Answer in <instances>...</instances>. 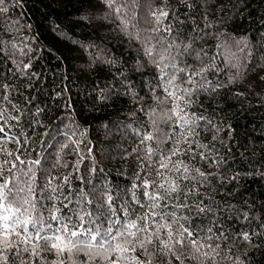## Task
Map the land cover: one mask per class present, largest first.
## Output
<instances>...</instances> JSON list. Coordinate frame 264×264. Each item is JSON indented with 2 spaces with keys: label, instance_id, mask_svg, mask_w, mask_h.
I'll return each instance as SVG.
<instances>
[{
  "label": "trees",
  "instance_id": "trees-1",
  "mask_svg": "<svg viewBox=\"0 0 264 264\" xmlns=\"http://www.w3.org/2000/svg\"><path fill=\"white\" fill-rule=\"evenodd\" d=\"M139 4L137 27L142 37H152L151 45L158 50L162 44L181 50L191 45V55L185 56L189 63H199V54L204 65H214L207 79L217 87L199 95L191 111L204 118L198 121L195 140L208 145L220 163H193L218 173L201 191L218 207L214 230L228 237L220 240V251L232 259L221 264H233L236 258L243 264H264V0ZM0 7L8 8L0 12V86H6L0 87V95L8 96L20 112L7 102L0 106L13 115L23 113L19 122H9L15 125L10 134L21 141V159H40V167L59 178L56 183L63 184L68 176L65 195L93 185L123 194L138 164L135 154L128 155L139 143L134 129L157 107L149 92L157 70L143 46L122 32L113 16L106 18L109 9L103 0H4ZM159 8L168 12L159 27L170 25L171 33L152 31L157 25L151 12ZM72 141L80 142L79 148ZM64 144L68 147L61 151ZM192 148L202 150L195 143ZM40 175L37 170L38 184ZM195 222L208 225L207 219ZM245 231L249 242L239 235Z\"/></svg>",
  "mask_w": 264,
  "mask_h": 264
},
{
  "label": "snow or ice",
  "instance_id": "snow-or-ice-1",
  "mask_svg": "<svg viewBox=\"0 0 264 264\" xmlns=\"http://www.w3.org/2000/svg\"><path fill=\"white\" fill-rule=\"evenodd\" d=\"M103 2L109 9L106 18L113 16L122 32L141 43L157 70L154 86L149 85L157 107L149 109L148 120L134 129L139 143L128 153L138 161L131 187L113 195L108 186L93 185L65 195L68 176L63 184L56 183L59 178L40 167V159H21V141L10 134L15 125L9 122H19L23 113L13 115L0 106V264H221L232 259L221 256L220 240L228 237L214 230L218 207L213 208L214 200L201 191L218 173H207L193 163H220L211 157L208 145L195 140L198 121L204 118L191 111L199 95L217 87L207 79L214 65H204L199 54V63H189L185 56L191 55V45L182 50L171 43L159 50L151 45L152 37H142L137 27L139 0ZM7 11L0 7V12ZM151 16L157 25L154 33H171L170 25L159 27L168 17L164 8ZM4 102L20 112L8 96L0 95V104ZM49 135L55 139V133ZM9 143L17 146L15 150ZM72 143L79 148L80 142ZM194 143L202 150H194ZM67 147L64 144L61 151ZM197 218L207 219L208 225L196 223ZM239 235L245 242L251 240L246 231ZM233 264L243 261L236 258Z\"/></svg>",
  "mask_w": 264,
  "mask_h": 264
},
{
  "label": "bare ground",
  "instance_id": "bare-ground-1",
  "mask_svg": "<svg viewBox=\"0 0 264 264\" xmlns=\"http://www.w3.org/2000/svg\"><path fill=\"white\" fill-rule=\"evenodd\" d=\"M23 13V12H22ZM111 18V17H110ZM115 18H113V20H114ZM116 20V19H115ZM116 22H117V20H116ZM144 25V24H143ZM217 25V24H216ZM212 26V25H211ZM214 26H215V24H214ZM26 27V26H25ZM212 28V27H211ZM216 29V28H215ZM218 29V28H217ZM209 32V31H208ZM214 34V32H211V34ZM78 46V45H77ZM196 46V45H195ZM104 47V46H103ZM78 51V50H77ZM62 53V52H61ZM63 55V54H62ZM70 57H71V55H70ZM145 59V58H144ZM73 60V59H72ZM30 64V63H29ZM69 64H71V63H69ZM149 64V63H148ZM67 67V66H66ZM262 72V71H261ZM39 84V83H38ZM28 87V86H27ZM3 91V90H2ZM30 95V94H29ZM144 97V96H143ZM246 99V98H245ZM22 106V105H21ZM24 109V108H23ZM198 112V111H197ZM204 116V115H203ZM198 117H200V116H198ZM205 117V116H204ZM55 118V117H54ZM51 120V119H50ZM203 122V121H202ZM199 127V126H198ZM231 128V127H230ZM210 130V129H209ZM263 130V129H262ZM233 134V133H232ZM231 134V135H232ZM260 134V133H259ZM231 137H233V136H231ZM229 142V141H228ZM226 143V142H225ZM123 152V151H122ZM247 155V154H246ZM242 156V155H241ZM125 157V156H124ZM229 157V156H228ZM254 157V156H253ZM132 158V157H131ZM246 158V157H245ZM250 159V158H249ZM264 159V158H263ZM233 160V159H232ZM247 161V160H246ZM250 161V160H249ZM236 162V161H235ZM248 162V161H247ZM229 163V162H228ZM234 163V162H233ZM235 164V163H234ZM241 164V163H240ZM251 166V165H250ZM129 167V166H128ZM230 167H232V166H230ZM236 167V166H235ZM126 168V167H125ZM132 168H134V167H132ZM129 169V168H128ZM238 169V168H237ZM242 169V168H241ZM251 169V168H250ZM209 170V169H208ZM231 171H233V170H231ZM117 172V171H116ZM229 173V172H228ZM238 174V173H237ZM249 174V173H248ZM239 175V174H238ZM242 175V174H241ZM118 176V175H117ZM253 176H254V174H253ZM130 177H132V175H130ZM247 180V179H246ZM257 180V179H256ZM228 182V181H227ZM251 182V181H250ZM236 183V182H235ZM230 184V183H229ZM232 185H234V183L232 184ZM241 185V184H240ZM258 185V184H257ZM247 187V186H246ZM256 187V186H255ZM117 189V188H116ZM123 191V190H122ZM113 193V192H112ZM228 198V197H227Z\"/></svg>",
  "mask_w": 264,
  "mask_h": 264
}]
</instances>
